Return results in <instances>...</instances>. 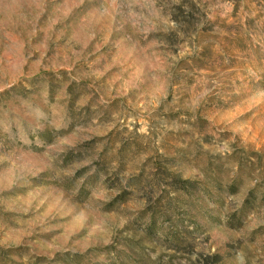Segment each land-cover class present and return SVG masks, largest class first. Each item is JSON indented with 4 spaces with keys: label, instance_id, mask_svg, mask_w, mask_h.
Returning <instances> with one entry per match:
<instances>
[{
    "label": "rangeland",
    "instance_id": "1",
    "mask_svg": "<svg viewBox=\"0 0 264 264\" xmlns=\"http://www.w3.org/2000/svg\"><path fill=\"white\" fill-rule=\"evenodd\" d=\"M0 264H264V0H0Z\"/></svg>",
    "mask_w": 264,
    "mask_h": 264
}]
</instances>
